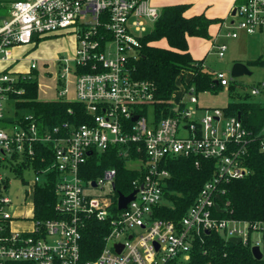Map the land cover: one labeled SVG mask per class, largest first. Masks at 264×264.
Listing matches in <instances>:
<instances>
[{
    "label": "built area",
    "instance_id": "built-area-1",
    "mask_svg": "<svg viewBox=\"0 0 264 264\" xmlns=\"http://www.w3.org/2000/svg\"><path fill=\"white\" fill-rule=\"evenodd\" d=\"M159 15L151 0L9 2V15L0 22V63L13 58L15 46L74 35V55L57 58L64 82L60 95L67 96L66 79L73 75L75 100L92 118L77 126L64 123L50 129L41 128L33 114L16 117L11 96L24 92L16 84L37 70V62L31 63L29 72L0 67V264H188L195 242L213 230L228 240L241 237L246 243L251 238L262 249L261 239L253 234L261 232L263 223L251 225L215 210L219 204L228 212L223 184L250 172L248 157L254 145L264 150V124L253 130L240 116H226L223 108L200 107L194 86L184 87L179 100L173 99L175 115L157 119L151 107L154 84L136 79L133 68L142 38ZM231 17L225 36L238 38L244 32L264 40V0H234ZM213 49L223 57L228 44L215 42ZM215 78L228 87L237 77L215 71ZM251 93L264 97V81ZM111 146H120L128 166L143 173L126 194L136 191L125 208H119L116 168L88 181L82 175L89 159ZM175 156L195 157L197 164L200 158L216 161L215 175L180 221L157 215V208L169 202L167 165ZM37 158L50 162L35 169ZM17 167L23 168L22 173H35L34 181L26 183L23 199L27 204L31 197L34 210L36 185L56 175L58 217L44 220L34 214L30 229L13 228L16 205L9 191L11 175L19 176ZM90 218L106 223L109 230L100 254L84 261L80 242Z\"/></svg>",
    "mask_w": 264,
    "mask_h": 264
},
{
    "label": "trees",
    "instance_id": "trees-1",
    "mask_svg": "<svg viewBox=\"0 0 264 264\" xmlns=\"http://www.w3.org/2000/svg\"><path fill=\"white\" fill-rule=\"evenodd\" d=\"M188 4L163 6L152 30L142 38L140 57L135 61L133 75L138 80L154 84V100L151 107L155 110L158 120L176 114L173 101L181 84L185 88L194 86L197 93L213 91L224 87L215 78V72L206 67V57L196 59L189 50L188 38L198 36L211 38L209 28L218 18L205 14L187 15ZM166 40L168 46L157 42ZM264 66V58L260 55L248 61V66ZM24 80L16 84L23 93L12 94L15 99V115L33 114L41 128L53 129L58 125L69 123L77 126L90 121L92 116L86 106L73 99L61 96L58 99L43 100L39 97L38 71L33 70ZM229 85L237 100L230 102L223 110L226 116H240L245 126L259 130L264 124V97L254 99L255 95L237 92L238 85ZM60 84L64 82L60 78ZM61 88V90H62ZM60 90V91H61ZM195 157L175 156L169 159L167 168L171 172L167 192L169 202L157 208V215L163 218L180 221L188 208L194 203L204 184L215 175L216 161L200 158L199 164ZM50 158L42 161L34 160V168L45 167ZM250 172L243 178L232 179L223 184L225 192L223 201L229 202L228 212H218L220 216H231L247 221L251 225L257 222L264 224V150L254 145L248 157ZM88 169L82 175L88 181L97 179L108 168H116L117 193L128 194L134 190V180L142 178L143 173L130 168L127 159L120 153V146H111L101 155L89 159ZM84 168V169H85ZM22 167H17L23 179ZM56 175H51L44 183L35 187V215L39 219L56 218L55 210L57 195L55 191ZM117 195V194H116ZM109 228L106 223L96 218L86 220L82 228L81 255L84 261L95 259L105 244V235ZM262 259L255 258L251 238L245 243L231 242L221 231L213 230L203 233L192 249L188 264H264V227L261 230Z\"/></svg>",
    "mask_w": 264,
    "mask_h": 264
},
{
    "label": "rangeland",
    "instance_id": "rangeland-1",
    "mask_svg": "<svg viewBox=\"0 0 264 264\" xmlns=\"http://www.w3.org/2000/svg\"><path fill=\"white\" fill-rule=\"evenodd\" d=\"M178 1V0H176ZM214 0H192L191 9L188 11L189 14L204 12L212 17H221L226 19V22L230 23L229 17L231 14V8L227 13H223L222 9L215 8ZM1 9L4 12L8 13V4L6 2H1ZM4 3L5 6L2 4ZM200 4V5H199ZM232 4V3H231ZM159 9L162 6H158ZM202 9V10H201ZM215 21L210 27L211 38L190 36L189 46L194 55V57L206 58V67L212 71H223L230 78L232 67L236 62H243L248 65V61L254 59L258 56L264 58V40L259 36H248L243 35L238 38H232L225 36L228 31V25H225L220 37H217L220 42H225L228 44V50L226 51L225 56L220 57L215 49H211L212 42L216 39V34L218 33L220 27ZM153 25H150L152 30ZM74 43H76V37L71 34H63L57 36H48L34 41L28 48L25 50L26 57L37 58L38 59V81H39V97L43 100H53L61 97L60 90L62 84H60V74H61V65L57 62V58L72 56L74 55ZM160 45L168 46V43L165 40L157 42ZM28 62L22 61L20 67L27 71L29 70ZM46 64V65H45ZM252 71L250 75L239 76L233 81L238 85L237 92L240 93H250L253 86L257 85L260 82L264 81V66H248ZM66 86L68 88V97L76 99L74 95V77L70 75L66 79ZM199 97V104L203 107H226L230 102L237 100L236 93L233 95V92L230 91L229 86H224L221 89H218L216 92L213 91H200L197 93ZM254 99L262 100L263 96H255ZM24 178L26 182L23 181L17 175H11V184H10V195L13 197L14 204L19 205L24 199V191L28 189L26 187L27 181H34L35 173L32 170H26L24 173ZM101 191V190H97ZM21 213L19 217H34V205L32 203V198L28 199L26 205L18 208ZM33 220L15 222L12 223L13 228H24L30 229L32 227ZM261 232H255L253 238L256 240L261 239Z\"/></svg>",
    "mask_w": 264,
    "mask_h": 264
},
{
    "label": "crops",
    "instance_id": "crops-1",
    "mask_svg": "<svg viewBox=\"0 0 264 264\" xmlns=\"http://www.w3.org/2000/svg\"><path fill=\"white\" fill-rule=\"evenodd\" d=\"M1 2H6L8 4V13L4 12V10L1 9V3H0V22H2L8 15H9V2L10 1H3V0H0ZM205 1V0H203ZM214 6L215 8H219V9H222L223 13H227L228 10L230 9V6L232 5L233 6V1L234 0H214ZM232 3V4H231ZM4 6L5 4L2 3ZM151 4L155 7L158 8V6H166V5H173V4H188L189 7H188V10L186 12L187 15H199V14H205L206 16L208 17H211V18H217V17H212V16H209L207 15L206 13L204 12H198V13H193V14H189L188 11L191 9V7H193L192 5V0H151ZM200 5V4H199ZM159 9V8H158ZM162 9V8H161ZM161 9H159L160 13H161ZM202 10V9H201ZM232 10V8H231ZM220 21H218L217 23L219 24V31L218 33L216 34V39H218L217 37H220V35L222 34V31H223V28L225 25H228L230 26L233 22V19L231 17V14H230V17H229V20H230V23L229 22H226V19H223V18H219ZM155 24V23H154ZM153 24V26H154ZM212 25V24H211ZM211 27V26H210ZM151 30V29H150ZM149 30V31H150ZM209 31H210V28H209ZM243 33V35L245 34L244 32H241ZM211 34V33H210ZM246 35V34H245ZM240 36H242V34H240ZM166 41V40H165ZM221 40H214V42H212V46H210V48L213 50V45L215 44V42H220ZM189 42V40H188ZM31 44H27V45H19V46H15L13 48V58L8 60V61H4V62H1L0 63V67L3 69V70H10L11 72H14V73H20V72H29L30 71V66H31V63L33 61H36L37 62V70H38V59L37 58H31V57H26V56H23L25 55V50L26 48H28V46H30ZM75 46H76V43H74V50H75ZM189 50L190 52L192 53L191 49H190V46H189ZM193 55V53H192ZM194 56V55H193ZM196 58V57H194ZM205 58V57H204ZM207 58V56H206ZM196 59H199L198 57ZM201 59V58H200ZM24 61V62H28L27 65H28V68L29 70L27 71H24L21 67H20V63ZM46 65V64H45ZM39 73V71H38ZM184 89V86L181 84V88L178 89V91L175 93L173 99L175 101H178L179 100V97L181 95V92L182 90ZM74 95L76 96V92H75V85H74ZM67 97H68V92H67ZM68 99H72L71 97L68 98ZM200 106V104H199ZM200 107H203V106H200ZM16 111V110H15ZM28 186V185H27ZM26 186V187H27ZM26 204H24V200L22 201L21 204L19 205H16L14 207V215L16 216V219L12 221V223H15V222H23V221H30V218L29 217H19V215L21 214L19 212V207L21 206H24ZM15 229H18V228H15ZM19 230H26L24 228H20Z\"/></svg>",
    "mask_w": 264,
    "mask_h": 264
},
{
    "label": "water",
    "instance_id": "water-1",
    "mask_svg": "<svg viewBox=\"0 0 264 264\" xmlns=\"http://www.w3.org/2000/svg\"><path fill=\"white\" fill-rule=\"evenodd\" d=\"M3 1H12V0H3ZM231 74L233 77H239V76H243V75H250V74H252V71L250 70V68L248 67L247 64H245L243 62H236L232 67ZM135 193H136V191L129 194V195L119 193V208H125L127 203L134 198ZM216 208L218 211L226 212V208H221V206L219 204H216ZM229 240L231 242H234L237 244L242 242L241 237H231ZM120 249L121 248H119V251H120ZM252 251H253L255 258L262 259L263 251L259 245H254L252 247Z\"/></svg>",
    "mask_w": 264,
    "mask_h": 264
}]
</instances>
